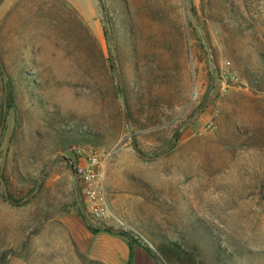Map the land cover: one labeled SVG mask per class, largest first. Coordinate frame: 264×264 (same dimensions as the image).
Segmentation results:
<instances>
[{
  "label": "rangeland",
  "instance_id": "rangeland-1",
  "mask_svg": "<svg viewBox=\"0 0 264 264\" xmlns=\"http://www.w3.org/2000/svg\"><path fill=\"white\" fill-rule=\"evenodd\" d=\"M263 62L264 0H0V264H128L105 226L264 264ZM158 68L183 97L170 145L113 95ZM76 150L108 156L99 219Z\"/></svg>",
  "mask_w": 264,
  "mask_h": 264
},
{
  "label": "trees",
  "instance_id": "trees-1",
  "mask_svg": "<svg viewBox=\"0 0 264 264\" xmlns=\"http://www.w3.org/2000/svg\"><path fill=\"white\" fill-rule=\"evenodd\" d=\"M133 53L135 54V50ZM140 55L141 51L137 50L136 58H134L136 63L140 62ZM131 75L130 79L126 77L120 79L122 86L113 87L114 97L116 100H121L119 112L123 114L126 126L135 128L139 132L148 130L151 134L163 132L166 128L172 127L168 143L169 145L171 142L174 143L179 137L182 122L174 124L176 116L169 118L168 113L172 115L174 107L183 100L177 86L168 88L169 80H166L167 75L161 68L155 72L153 70L139 72L138 69H134ZM7 96V106L11 107L9 103L12 101L9 94ZM77 133L83 132L77 131ZM119 230L120 233L117 235L125 238L130 248L135 243H140L151 258L156 256L165 264H210L207 253H204L199 245L184 244L171 239L156 242L146 238L154 250L152 252L143 242L134 240V236L122 229ZM103 231L110 232L106 229ZM131 258L130 252L128 264H131Z\"/></svg>",
  "mask_w": 264,
  "mask_h": 264
},
{
  "label": "built area",
  "instance_id": "built-area-1",
  "mask_svg": "<svg viewBox=\"0 0 264 264\" xmlns=\"http://www.w3.org/2000/svg\"><path fill=\"white\" fill-rule=\"evenodd\" d=\"M79 162L73 167L75 178L86 185L85 194L90 200V212L94 219H99L102 215L103 206L101 199L98 198L103 182V168L108 156H102L98 152H91L84 156L82 150H76ZM83 160L80 162V160Z\"/></svg>",
  "mask_w": 264,
  "mask_h": 264
},
{
  "label": "crops",
  "instance_id": "crops-1",
  "mask_svg": "<svg viewBox=\"0 0 264 264\" xmlns=\"http://www.w3.org/2000/svg\"><path fill=\"white\" fill-rule=\"evenodd\" d=\"M103 240H106L105 243L106 249L109 247H118L120 251V255L122 259L128 258L131 252V264H154L152 258L147 254H143L142 251L138 250L135 245H132L131 248L127 244V240L119 235L109 234L105 232H101L99 234ZM111 243V246H109ZM115 243V244H114ZM114 251V250H113Z\"/></svg>",
  "mask_w": 264,
  "mask_h": 264
},
{
  "label": "water",
  "instance_id": "water-1",
  "mask_svg": "<svg viewBox=\"0 0 264 264\" xmlns=\"http://www.w3.org/2000/svg\"><path fill=\"white\" fill-rule=\"evenodd\" d=\"M98 1L100 2V0H98ZM112 64H113V60H112ZM212 87H213V81H212V83H211L210 89H209L208 92H207V95H206V98H205L203 104H204L205 101L207 100L208 95H209V93H210ZM125 118H126V116H125ZM126 120H127V118H126ZM2 123H3V122H2ZM132 146H133L135 152H136L139 156H141V157H147L146 155H144L143 153H141V152L139 151V149H138V147H137V145H136V143H135L134 141L132 142ZM105 229H106V230H109V231H110L111 233H113V234H119V233H120V230H119V229L111 228V227H108V226H105Z\"/></svg>",
  "mask_w": 264,
  "mask_h": 264
}]
</instances>
